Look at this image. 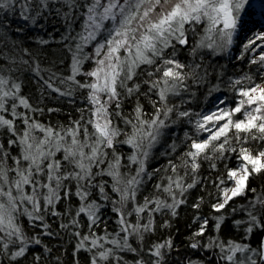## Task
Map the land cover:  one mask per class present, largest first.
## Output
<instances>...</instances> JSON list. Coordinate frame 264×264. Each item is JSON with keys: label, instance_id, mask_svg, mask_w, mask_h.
<instances>
[{"label": "snow or ice", "instance_id": "6c2138e0", "mask_svg": "<svg viewBox=\"0 0 264 264\" xmlns=\"http://www.w3.org/2000/svg\"><path fill=\"white\" fill-rule=\"evenodd\" d=\"M256 7L255 0H0V129L10 134L6 144L0 143V264H24L30 253L32 264H42L44 253L52 249L41 237L56 235L48 216L67 217L59 225L64 230L81 228V218H86L88 234H72L78 241L74 258L86 251L88 264H167L166 257L175 250L171 238L145 247L146 235L155 231L154 214L167 211L175 216L186 203L185 193L200 182L201 161H211L215 170V161L226 159V153H236L237 164L225 165L227 179L218 176L214 182L219 189L211 205L219 214L211 226L214 235L189 247L212 251L214 264H264V186L258 191L249 183L264 174V149L254 154L245 146L264 142V71L260 83L248 73L228 78L226 83L238 97L234 106H227L223 97L204 114L181 110L191 102L193 89L203 88L209 95L220 90L223 69L212 82L218 71L214 58L227 55L234 46L241 53L235 57L239 60L259 50L248 63L264 70V26L252 20ZM259 7L264 16V0ZM51 17L64 21L61 40L70 57L66 71L56 64L42 66V58L33 51V45L49 44L40 31ZM249 22L256 26L247 27ZM22 77L62 97L86 93L79 117L67 124L41 122L35 114L43 115L45 109L30 102ZM141 96L151 102L150 115ZM133 97L136 103L125 115L124 103ZM174 97L179 102L174 103ZM54 111L47 109L49 114ZM193 116L198 118L193 121ZM185 120L197 136H207L198 139L186 132L188 149L177 157L179 163L168 161L165 171L172 174L155 185L159 194L139 203L137 193L145 178L160 171H147L151 149L167 130ZM118 145L131 149L126 163ZM169 147L175 152V142ZM103 176L111 179L118 199L106 191L108 180L97 179ZM189 176L191 183L186 182ZM238 197L245 204L232 207ZM64 201L70 203L61 210L58 206ZM109 201L118 230L113 234L105 228L97 235L93 229L103 222V202ZM193 207L198 209L200 203ZM229 207L233 234L225 238L223 210ZM22 217L41 231L29 235ZM208 227L209 219L204 218L193 239L205 237ZM34 246L43 251L32 252ZM129 254L131 259H126ZM184 264L202 262L186 257Z\"/></svg>", "mask_w": 264, "mask_h": 264}, {"label": "trees", "instance_id": "16d2710c", "mask_svg": "<svg viewBox=\"0 0 264 264\" xmlns=\"http://www.w3.org/2000/svg\"><path fill=\"white\" fill-rule=\"evenodd\" d=\"M15 27V25H13ZM40 35L43 38L49 40V44L43 48H38L33 45V51L42 58L44 67L56 64L60 67L61 71H66L67 64L69 62V54L63 48V42L61 37L65 35V25L64 21L58 17H51L48 21L44 22V28L40 31ZM91 51V49H87ZM240 51L234 48L225 56L215 57L216 63L213 67H216L218 71L213 74L212 82H217L215 77L221 75L219 69H223L222 79L224 82L219 83V91L213 92L211 95L207 94L205 89H193L195 95L192 96L190 104H182L181 110H192L194 113H202L208 110V107L216 100L217 95H224L230 102L229 106H234L236 97L235 90L229 88L228 81L229 77L240 78L245 73L252 75L255 78L256 83H260V72L264 71L259 68V65H249L250 53L245 54L243 60L235 59L240 55ZM184 57L182 56L181 59ZM63 60V65L60 61ZM211 62V61H210ZM86 68L91 67L90 64L85 65ZM23 82V92L28 95L31 100L30 102L34 105H39L45 109L43 115L35 114L41 122H50L53 125L57 124H67L71 119H76L79 117L78 109L84 107V92H76L73 97H62L58 94L51 93L50 90H44L41 88L40 84L36 82L35 79H26L22 77ZM240 86H237V89ZM143 90V89H142ZM155 99V96H152ZM180 99V98H179ZM178 98H173V102H179ZM184 100L188 99V94H184ZM136 103V98L133 97L130 100H126L124 103V114L129 115ZM140 103H142L149 113L153 112V108L150 100L147 97L141 96ZM191 105V106H190ZM53 108L57 111L48 113L47 109ZM239 116V114H237ZM194 119V117H192ZM123 127L122 121L120 122ZM193 136V138L203 139L205 136H197L195 129L192 124H189L186 120L177 122L172 128L166 131L165 135L161 137L160 142L156 144L150 152L149 159L147 160V171L152 173L155 169L159 168L160 171L152 176L151 179L147 177L144 180L143 186L137 193V201L143 203V198L145 196L154 197L159 193L155 189V185L161 182L162 178H166L171 175L170 169L165 171L168 161L171 159L176 163H179L177 157L188 149V145L191 141L187 140L185 133ZM10 134L6 130L0 129V143H5L9 139ZM175 142L176 150L172 152L169 145ZM246 147H249L253 153L258 149H264V142L250 141ZM118 149L124 156V162L126 163V158L131 154V151L126 145H118ZM12 155H16L17 149H11ZM171 153V154H168ZM226 159L216 160V169L213 170L210 167L211 161H201V167L197 174V178L200 181L195 187L188 190L184 199L186 203H183L176 210L177 214L173 216L170 212L157 213L154 214L155 231L149 233L145 238V247L150 246L156 242H162L167 238H171L175 250H173L169 256L166 257L167 264H184L185 258H190L202 262V264H214V253L212 251H200L194 250L189 247V245L195 241H200L201 243L207 242V237L214 235L212 232V224L215 222V217L219 215L213 212L211 205L216 202V197L219 193V189L216 187L217 177H223L227 179V168H234L237 164L236 153H226ZM11 163V161H9ZM227 165V168L225 167ZM136 165H132L131 168L134 170ZM122 171L127 172L128 168H122ZM181 174L183 172L181 171ZM98 180H108L109 184L106 191L109 193L110 197L115 200L118 199L117 195L111 191V179L109 177L103 176L98 177ZM167 183V180H163ZM187 183L192 182L191 176L187 177ZM216 182V183H214ZM252 187L264 186V174L250 178L249 181ZM231 182L227 186H230ZM258 191L260 188L258 187ZM251 196L252 194L249 193ZM203 198L202 200L200 198ZM171 202V201H169ZM200 203V207L194 208L193 205ZM70 202L64 201L58 207L63 210L68 206ZM73 207L75 206V198L71 201ZM106 203V207L102 209V223H100L93 230L97 235H103L105 228L110 233H115L118 230L117 215L112 211L111 202ZM245 204V200L242 197L235 199L232 207L239 208L241 205ZM226 216L225 225L222 228L221 235L225 238L231 236L232 232V219L234 214L231 212V207L223 210ZM204 218L209 219V227L205 237H195L193 239L194 233L199 229L200 224L203 222ZM235 218H239L236 216ZM67 217H47V222L50 224L51 230L56 233L52 237L42 236L43 244L47 245L52 249L51 253H44V260L42 264H76L78 259L79 264H88V259L90 253L86 251H80L76 254L74 258L73 252L74 247L77 244V238L72 234L74 231L79 230L81 234H88L89 230L87 228L86 218H81L82 227L79 229L72 228L68 230L61 229L59 225L61 223L67 222ZM22 223L25 227V231L29 235H35L40 232V228H33L31 224L27 221L26 217L21 218ZM167 222V223H166ZM131 242V241H130ZM88 245H86L87 247ZM42 246H34L32 252H42ZM126 259H131V254L126 256ZM24 264H32V254L30 253Z\"/></svg>", "mask_w": 264, "mask_h": 264}, {"label": "rangeland", "instance_id": "374dc122", "mask_svg": "<svg viewBox=\"0 0 264 264\" xmlns=\"http://www.w3.org/2000/svg\"><path fill=\"white\" fill-rule=\"evenodd\" d=\"M255 2H256V4H257V7L255 8V15L252 17V20H254V21H256V22H259V25L260 26H264V16H262L261 15V9H260V7H259V4L262 2V0H255ZM245 19H247V17L245 18ZM256 25H254L253 23H251V22H249L248 23V25H247V27H249V28H251V27H255ZM234 48H236L235 46L233 47V49ZM254 55H256V56H258L259 55V50L255 53V54H253V53H250V59H252L253 58V56ZM224 97V95L222 96V95H217V97H216V100L211 104V106H209L208 107V110L207 111H204V112H202L201 114H204V113H207V112H209V111H211V110H214V108L217 106V104H218V98H223ZM175 98V97H174ZM173 99V98H172ZM179 99V98H178ZM229 104H230V102L227 100L226 101V105L227 106H229ZM226 105H219V107H225ZM18 111H23V109H18ZM7 115V114H6ZM194 117V119H193V121H195L198 117H196V116H193ZM8 118H10V117H8ZM17 126H18V128L19 129H23V124L22 123H20L19 121H17ZM199 135H201V136H207V133H202V134H199ZM127 146V145H126ZM128 147V146H127ZM129 148V147H128ZM129 150L131 151V149L129 148ZM153 150V149H152ZM154 151V150H153ZM148 159H149V157H148ZM147 159V160H148ZM231 186V185H230ZM129 219H134V217H130Z\"/></svg>", "mask_w": 264, "mask_h": 264}, {"label": "bare ground", "instance_id": "6f19581e", "mask_svg": "<svg viewBox=\"0 0 264 264\" xmlns=\"http://www.w3.org/2000/svg\"><path fill=\"white\" fill-rule=\"evenodd\" d=\"M186 104H188V103H186ZM190 104V103H189ZM191 106V105H190Z\"/></svg>", "mask_w": 264, "mask_h": 264}]
</instances>
